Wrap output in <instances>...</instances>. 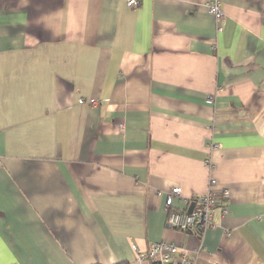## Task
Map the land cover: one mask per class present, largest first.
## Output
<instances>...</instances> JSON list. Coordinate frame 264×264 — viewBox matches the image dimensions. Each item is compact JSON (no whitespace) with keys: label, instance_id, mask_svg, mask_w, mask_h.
<instances>
[{"label":"crops","instance_id":"crops-1","mask_svg":"<svg viewBox=\"0 0 264 264\" xmlns=\"http://www.w3.org/2000/svg\"><path fill=\"white\" fill-rule=\"evenodd\" d=\"M139 1L0 0V264H264V0H217L222 31L213 0ZM210 177L214 225L171 228Z\"/></svg>","mask_w":264,"mask_h":264},{"label":"built area","instance_id":"built-area-1","mask_svg":"<svg viewBox=\"0 0 264 264\" xmlns=\"http://www.w3.org/2000/svg\"><path fill=\"white\" fill-rule=\"evenodd\" d=\"M139 4V0H128V5L132 8L137 7ZM207 8L208 12L216 19L218 31H222L226 17L222 5L219 1L213 0L207 3ZM207 102L213 103L214 98L209 97ZM228 195V190L218 187L217 179L210 177L207 191L195 195L191 199L195 204L192 212L188 210L177 211L172 205L174 199L181 196V188L173 187L168 191L166 199L169 226L177 231L195 234L201 239L214 225L215 211L221 201L228 198ZM222 211L227 212V208L222 207ZM131 250V264H196V257L190 254L188 246L186 244L179 245L173 241H155L150 243L146 249H142L137 243H133Z\"/></svg>","mask_w":264,"mask_h":264},{"label":"water","instance_id":"water-1","mask_svg":"<svg viewBox=\"0 0 264 264\" xmlns=\"http://www.w3.org/2000/svg\"><path fill=\"white\" fill-rule=\"evenodd\" d=\"M194 207H195V204L194 203H192L191 205H190V207H189V212H192V210L194 209Z\"/></svg>","mask_w":264,"mask_h":264},{"label":"trees","instance_id":"trees-1","mask_svg":"<svg viewBox=\"0 0 264 264\" xmlns=\"http://www.w3.org/2000/svg\"><path fill=\"white\" fill-rule=\"evenodd\" d=\"M115 264H131V263L128 262V261H122V262H117V263H115Z\"/></svg>","mask_w":264,"mask_h":264}]
</instances>
